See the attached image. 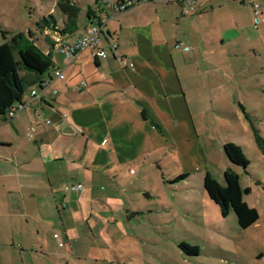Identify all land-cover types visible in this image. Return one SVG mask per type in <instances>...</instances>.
I'll list each match as a JSON object with an SVG mask.
<instances>
[{
  "label": "crops",
  "instance_id": "obj_1",
  "mask_svg": "<svg viewBox=\"0 0 264 264\" xmlns=\"http://www.w3.org/2000/svg\"><path fill=\"white\" fill-rule=\"evenodd\" d=\"M189 1L194 10L183 14ZM250 1L264 16V0ZM101 2L107 57L89 50L68 63L48 45V77L59 69L65 81L53 80L12 121L0 119V264H74L81 235L100 227L93 219L143 215L145 200L157 199L162 152L179 156L185 180L197 167L211 173L197 133L232 143L248 129L244 111L259 85L264 93V23H254L249 0H147L122 13ZM78 25L65 40L82 36L88 21ZM204 101L213 112L205 119L196 111ZM70 184L83 190L66 191Z\"/></svg>",
  "mask_w": 264,
  "mask_h": 264
},
{
  "label": "rangeland",
  "instance_id": "obj_2",
  "mask_svg": "<svg viewBox=\"0 0 264 264\" xmlns=\"http://www.w3.org/2000/svg\"><path fill=\"white\" fill-rule=\"evenodd\" d=\"M58 1L0 0V50L14 35L34 31L36 24L44 17L53 15L62 23ZM72 1L81 8V27L87 20L89 6L97 7L100 0ZM45 38V35H41L42 42L38 44L49 54L51 52ZM261 76L264 79V74ZM256 92L257 98L247 104L249 120H242L247 131L231 134L232 143L242 148L250 162L247 170L233 164L231 170L240 176L243 189H251L244 199L259 213L260 219L254 226L241 229L234 212L227 218L222 217L219 207L209 199L204 189L205 174L199 172L198 167L197 171L190 173L189 179H176L183 174L180 173V160L169 150L159 155L162 169H158V174L164 181L154 191L157 199L145 200L143 215L124 216L125 213L123 217L93 219V223L99 221L100 227L93 229V233L88 231L86 236L81 235L79 259L75 260L70 254L74 264H264V154L259 150L255 137L257 134L264 139V93L261 85ZM206 102L200 103L196 110L203 115V119L207 113L213 114L210 112L211 105ZM240 112L237 108L236 119ZM221 114L218 112V115ZM241 125L237 130H241ZM209 136L211 138L204 141L197 133L195 142H202L206 154L211 158L210 172L223 185L224 172L228 170L227 157L220 143L219 132H210ZM195 142L192 144L194 149ZM193 165L197 166L198 162ZM88 243L92 244L89 246ZM181 243L199 247L200 255L187 256L180 248Z\"/></svg>",
  "mask_w": 264,
  "mask_h": 264
},
{
  "label": "trees",
  "instance_id": "obj_3",
  "mask_svg": "<svg viewBox=\"0 0 264 264\" xmlns=\"http://www.w3.org/2000/svg\"><path fill=\"white\" fill-rule=\"evenodd\" d=\"M101 1L103 4V0ZM57 7L63 16L62 23L56 20L53 15L44 17L36 24L34 31L30 30L28 34L14 35L10 41L4 43L0 50V119L4 121L13 120L8 118L11 109L22 105L30 90L39 86L45 78L50 76V71L54 68L51 53L46 54L43 47L38 44L42 40L40 36L45 35V42L52 47L58 44L52 39V36L65 40L80 30L78 21L81 8L79 5L72 0H59ZM100 12L98 8L95 10L88 8L87 28L93 24ZM142 115L147 118L144 110H142ZM244 116L249 120V115L245 111ZM255 137L259 150L264 154V139L257 134ZM223 151L231 164L247 170L250 162L246 159L240 146L228 142L224 144ZM186 178L187 175H182L177 179ZM224 179L225 183L222 185L211 173H206L204 189L209 199L219 207L223 218H227L231 212H234L241 229L251 228L260 219L258 211L250 207L244 199L245 195L251 193V189L242 188L240 176L234 170H226ZM180 248L189 257L200 255L199 247L181 243Z\"/></svg>",
  "mask_w": 264,
  "mask_h": 264
},
{
  "label": "built area",
  "instance_id": "obj_4",
  "mask_svg": "<svg viewBox=\"0 0 264 264\" xmlns=\"http://www.w3.org/2000/svg\"><path fill=\"white\" fill-rule=\"evenodd\" d=\"M145 1L147 0H103V5L106 8L111 9L114 13H122L129 10L133 6H136ZM193 4L194 3H192V1H189L187 5L188 7L184 8L182 11L183 14H189L190 12H192L194 10ZM249 4H251V6L253 7L254 23H264V16L262 13L261 5L250 0ZM107 24L108 18L99 13L93 24H91L79 38L72 41L58 39L57 42L60 53L64 56L68 63H72L80 53L89 50L95 53L96 56L105 59L107 57V54L102 48V36L105 33ZM111 48L116 52L117 44L112 42ZM185 51L189 52L190 48H185ZM132 66L133 65H131V67ZM53 80L65 81V75L62 70H54L52 77L45 78L39 86L31 89L29 93V100L23 102V104L20 106L12 108L8 114V118H16L30 103H32L36 99H41V97L51 88ZM81 85H85V83H82ZM76 89L78 90L79 87H77ZM47 124H50V121H47ZM32 137L33 136H31V138ZM66 190L72 192H80L83 190V186L81 184L68 185L66 187ZM54 239L58 242L60 248L65 247V241L60 234L55 233Z\"/></svg>",
  "mask_w": 264,
  "mask_h": 264
}]
</instances>
